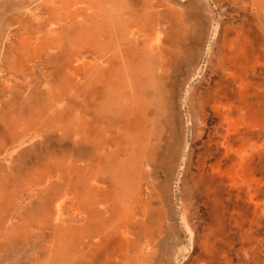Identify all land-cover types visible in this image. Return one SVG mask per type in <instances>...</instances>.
I'll use <instances>...</instances> for the list:
<instances>
[{"label":"rangeland","instance_id":"rangeland-1","mask_svg":"<svg viewBox=\"0 0 264 264\" xmlns=\"http://www.w3.org/2000/svg\"><path fill=\"white\" fill-rule=\"evenodd\" d=\"M172 5L196 29L162 38L163 72L148 62L160 122L152 91L117 97L115 118L108 97L82 102L83 78L52 68L56 48L27 61L31 77L0 78V264H264V0ZM34 92L50 106L24 120ZM89 219L92 243L79 239Z\"/></svg>","mask_w":264,"mask_h":264},{"label":"bare ground","instance_id":"bare-ground-1","mask_svg":"<svg viewBox=\"0 0 264 264\" xmlns=\"http://www.w3.org/2000/svg\"><path fill=\"white\" fill-rule=\"evenodd\" d=\"M169 1L173 3V0H16L10 5V0H0V78L10 70L21 73L22 78L31 77L27 72V61L56 48L57 52L51 59L52 68L58 72V67L67 66L75 70L76 77L80 75L83 78L80 91L82 102H88L90 98L94 100L99 94L108 97L103 99L113 101L111 110L115 118L117 97L146 95L152 91L146 104L152 111L153 120L160 122L158 113L163 116L167 109L155 96L158 87L147 69L148 62L156 59L163 37L171 33L179 36L184 23L188 35L196 29V24L185 21ZM14 10L18 12L16 15L13 14ZM13 23L19 24L22 30L19 29L15 43L9 48L7 39ZM193 44L185 46L182 56L175 63L176 67L191 60ZM10 49H13L12 53ZM162 63V59H156L154 67L163 72L166 66H162ZM59 80V76H54L49 81L52 89H56V81ZM43 81L48 83L47 78H43ZM88 88L89 94L85 93ZM31 100L36 105L30 104L24 108L21 113L24 120L36 118L42 113L38 108L46 110L49 105L47 94L41 92L35 93ZM6 111L10 112L9 109ZM97 111V116L101 114L104 117L101 108ZM140 128V125H136L134 130L140 133ZM146 141L148 144L146 142L144 152L150 156L155 153L159 143L150 139ZM5 201V198L0 199V204ZM181 222L186 225L183 216ZM112 223L111 231L113 227L118 228L116 221ZM98 226L99 221L95 219L84 222L79 239L84 236L92 243L91 239L102 233ZM66 237L57 244L69 248L72 239L67 241ZM100 239L102 241H97L98 246L102 247L101 243L106 247L110 245L111 238ZM13 241L15 243L17 238L14 237Z\"/></svg>","mask_w":264,"mask_h":264}]
</instances>
